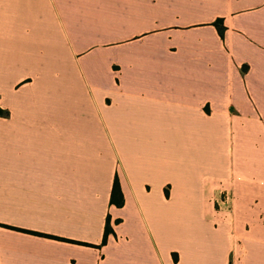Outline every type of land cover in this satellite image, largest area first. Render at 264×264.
<instances>
[{"label": "crops", "instance_id": "obj_1", "mask_svg": "<svg viewBox=\"0 0 264 264\" xmlns=\"http://www.w3.org/2000/svg\"><path fill=\"white\" fill-rule=\"evenodd\" d=\"M0 110V264H264V0H0Z\"/></svg>", "mask_w": 264, "mask_h": 264}, {"label": "trees", "instance_id": "obj_2", "mask_svg": "<svg viewBox=\"0 0 264 264\" xmlns=\"http://www.w3.org/2000/svg\"><path fill=\"white\" fill-rule=\"evenodd\" d=\"M213 25L220 34L223 33L224 27L222 24V20H216ZM0 116H7V113L0 110ZM109 204L113 205L115 207H118V208L123 205V196H122V193L120 190L119 182H118L116 177L113 180V184H112V188H111V192H110ZM34 234H36L38 236H45V237H49V238H54V237L47 236V235H42V234H37V233H34ZM109 234H113V231H112V228H111L110 223H109V218L106 217L103 239H102V245H104L106 243L107 236ZM54 239L61 240L58 238H54Z\"/></svg>", "mask_w": 264, "mask_h": 264}, {"label": "rangeland", "instance_id": "obj_3", "mask_svg": "<svg viewBox=\"0 0 264 264\" xmlns=\"http://www.w3.org/2000/svg\"><path fill=\"white\" fill-rule=\"evenodd\" d=\"M220 198H221L220 200H222V204H223V205H225V206H228V205H229V203H230V200H232V196H229V201H226L227 197H226V196H224V195H223V196L221 195V197H220ZM227 202H229V203L227 204ZM225 206H223V207H225ZM230 210H231V209H230ZM225 214H227V215H228L229 213H228V212H226ZM227 215H225V217H224V218H226V219H227V218H228V217H227ZM228 216H229V215H228ZM262 221H264V220L262 219ZM228 222H230V218H228Z\"/></svg>", "mask_w": 264, "mask_h": 264}, {"label": "built area", "instance_id": "obj_4", "mask_svg": "<svg viewBox=\"0 0 264 264\" xmlns=\"http://www.w3.org/2000/svg\"><path fill=\"white\" fill-rule=\"evenodd\" d=\"M227 199H228V198H227ZM227 199H226V200H227Z\"/></svg>", "mask_w": 264, "mask_h": 264}]
</instances>
